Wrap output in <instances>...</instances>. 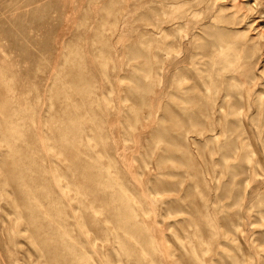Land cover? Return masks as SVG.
Listing matches in <instances>:
<instances>
[{
  "label": "rangeland",
  "instance_id": "rangeland-1",
  "mask_svg": "<svg viewBox=\"0 0 264 264\" xmlns=\"http://www.w3.org/2000/svg\"><path fill=\"white\" fill-rule=\"evenodd\" d=\"M0 264H264V0H0Z\"/></svg>",
  "mask_w": 264,
  "mask_h": 264
}]
</instances>
